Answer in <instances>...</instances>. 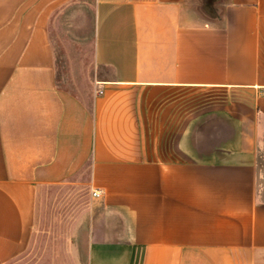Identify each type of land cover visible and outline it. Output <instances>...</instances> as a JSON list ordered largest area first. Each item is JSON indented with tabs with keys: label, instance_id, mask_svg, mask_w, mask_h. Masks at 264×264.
I'll return each mask as SVG.
<instances>
[{
	"label": "crops",
	"instance_id": "obj_1",
	"mask_svg": "<svg viewBox=\"0 0 264 264\" xmlns=\"http://www.w3.org/2000/svg\"><path fill=\"white\" fill-rule=\"evenodd\" d=\"M72 4L88 100L59 85L48 35ZM183 89L213 107L179 114ZM85 167V264H264V0H0V264L37 190Z\"/></svg>",
	"mask_w": 264,
	"mask_h": 264
},
{
	"label": "rangeland",
	"instance_id": "obj_2",
	"mask_svg": "<svg viewBox=\"0 0 264 264\" xmlns=\"http://www.w3.org/2000/svg\"><path fill=\"white\" fill-rule=\"evenodd\" d=\"M77 6L72 4L58 11L49 23L48 35L59 85L88 100L93 80L89 19L88 13L81 14ZM79 20L82 29H77ZM176 93V109L181 115L214 105L208 97L212 94L207 95L206 91L183 89ZM88 178L89 168L85 167L66 183L37 190L30 241L23 252L7 264H85L84 234L80 229L90 213L92 201Z\"/></svg>",
	"mask_w": 264,
	"mask_h": 264
},
{
	"label": "built area",
	"instance_id": "obj_3",
	"mask_svg": "<svg viewBox=\"0 0 264 264\" xmlns=\"http://www.w3.org/2000/svg\"><path fill=\"white\" fill-rule=\"evenodd\" d=\"M99 92H102V90H99ZM100 194H101V191L98 189L92 191V196L98 197L100 196Z\"/></svg>",
	"mask_w": 264,
	"mask_h": 264
}]
</instances>
